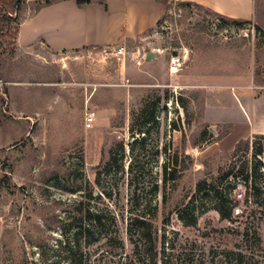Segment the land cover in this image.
Masks as SVG:
<instances>
[{"label": "rangeland", "instance_id": "1", "mask_svg": "<svg viewBox=\"0 0 264 264\" xmlns=\"http://www.w3.org/2000/svg\"><path fill=\"white\" fill-rule=\"evenodd\" d=\"M255 5L236 26L168 0L125 63L118 47L10 53L0 42V264H152L135 220L158 231L157 264H236L229 252L264 264V0ZM137 50L156 61L137 66ZM240 142L249 150L235 154ZM184 206L195 227L180 221Z\"/></svg>", "mask_w": 264, "mask_h": 264}, {"label": "crops", "instance_id": "2", "mask_svg": "<svg viewBox=\"0 0 264 264\" xmlns=\"http://www.w3.org/2000/svg\"><path fill=\"white\" fill-rule=\"evenodd\" d=\"M37 1L43 0H25L23 5L16 44L20 53L36 48L62 53L127 47L155 31L167 12V4L160 0H93L83 7L76 0H55L41 8ZM172 1L198 5L234 20L251 22L256 15V0Z\"/></svg>", "mask_w": 264, "mask_h": 264}, {"label": "trees", "instance_id": "3", "mask_svg": "<svg viewBox=\"0 0 264 264\" xmlns=\"http://www.w3.org/2000/svg\"><path fill=\"white\" fill-rule=\"evenodd\" d=\"M55 0H43V1H37L36 5L37 8L45 7L51 5ZM78 5L80 7L89 5L93 2V0H76ZM163 2V4H167L168 0H160ZM17 0H0V42H2L5 45V51H8L9 49L6 47L9 45V48L11 49L9 52L13 53L15 52L17 48V37L19 33V26H20V20H21V12L23 10V5L25 0H21L17 6H15ZM183 5H193V4H186V3H181ZM199 7L200 9L204 10L205 8L194 5ZM210 14L214 15L217 17L221 22L225 24H233L236 26H241L250 22L247 21H242V20H234L230 19L224 16H221L215 12H212L211 10L206 9ZM9 12H15L17 13L16 17H9L8 13ZM162 20L158 22L159 27L162 24ZM13 40L12 44H9L8 41ZM258 138L260 140L264 141V135H259ZM145 141V139H143ZM240 142L236 149H235V154L238 153L241 150H244L245 152L249 150L250 142ZM245 146L244 148H242ZM264 154V145L263 147L261 146H256L255 149V155H262ZM241 176L243 179H245L246 182L249 181L250 177L245 176L243 171L240 172ZM225 177H228V174H225L222 176L224 179ZM207 182L202 181L199 182L197 185L199 193H202L204 191V187H206ZM209 193L212 194L215 203V211L218 212L220 217L224 220H230L232 217V212L233 210L229 208L228 204L230 203V200L228 197L224 195V193L220 190V188H217L215 186H209ZM260 193V192H259ZM260 195V194H259ZM205 197H209V194H206ZM203 201V200H202ZM200 209H202L203 206H199ZM197 212L194 208H191L190 206H184L179 210V219L183 224L187 227H195L197 225ZM136 226L142 231L141 238L143 241L144 245V253H146V260L149 263L152 264H157L159 260V252H158V245H159V235L158 231L155 230L153 231L151 227H146L145 221L144 220H135ZM235 257L238 256L239 258H236V264H244L243 262V256L241 254H234V253H227V257ZM163 264H166L165 258L163 259Z\"/></svg>", "mask_w": 264, "mask_h": 264}, {"label": "built area", "instance_id": "4", "mask_svg": "<svg viewBox=\"0 0 264 264\" xmlns=\"http://www.w3.org/2000/svg\"><path fill=\"white\" fill-rule=\"evenodd\" d=\"M9 17H16L17 13L9 12ZM148 51L146 50H137L134 53H131L132 61L137 66H143L146 63V54ZM114 57L118 62L125 63L127 59V55L129 54L128 48L126 46H120L117 49H114ZM182 61L179 58L172 59V65L169 67L170 74H179L182 69ZM98 120V115L95 110H87L85 114V128L86 130L93 129L95 123Z\"/></svg>", "mask_w": 264, "mask_h": 264}, {"label": "water", "instance_id": "5", "mask_svg": "<svg viewBox=\"0 0 264 264\" xmlns=\"http://www.w3.org/2000/svg\"><path fill=\"white\" fill-rule=\"evenodd\" d=\"M20 1L21 0H17L15 6H17ZM173 56L174 57L177 56V52H174ZM156 59H157V56H156L155 52H153V51L147 52V54H146V63H152V62L156 61Z\"/></svg>", "mask_w": 264, "mask_h": 264}]
</instances>
